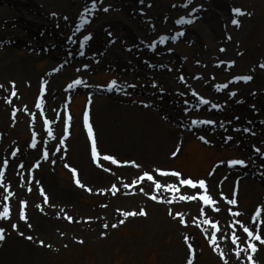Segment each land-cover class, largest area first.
<instances>
[{
    "label": "bare ground",
    "instance_id": "1",
    "mask_svg": "<svg viewBox=\"0 0 264 264\" xmlns=\"http://www.w3.org/2000/svg\"><path fill=\"white\" fill-rule=\"evenodd\" d=\"M38 1L48 5L51 0ZM145 1L103 0L100 4L97 0L100 10L94 15L89 14L88 19L93 22L104 16L105 20L78 28L82 14L88 11L93 0H67L58 12L43 4L38 5L37 0H0V9L12 10L0 12V84L4 85L0 88V126L6 140L0 144V160L6 156L10 160L7 167L0 163V174L4 177L3 184H0V210L9 208L10 220L15 223H19L18 217L26 214L27 222L32 226L30 231L53 242H61L57 236L66 233L71 236L80 232L92 239L106 236L111 229L104 230L102 222L123 218L121 215L124 213L117 216L113 210L119 203L136 206L138 210L148 208L150 217L164 215L165 210L177 207L181 208L183 217L189 219L196 211L199 212L197 223L200 229L195 234L209 240L217 238L212 253L220 257L223 251L224 260L221 262L224 264L225 260L228 264H248L249 253L244 249L249 241L237 221L254 228L252 220L255 213L264 209V70L255 69L254 64L248 67L252 80L246 86H237L238 89L225 79L243 66L245 58L250 61L260 58L264 62V51H259L264 46L259 45L258 49H248L242 54L235 52V43L247 30L253 29L251 25L257 23L246 9L255 0H192L190 4L183 0L181 3L175 1V7L165 0H152L150 10L145 8ZM182 4L189 7L183 9ZM81 8L83 12L79 15ZM103 8L109 11L105 12ZM234 9L246 13L240 16L237 28L226 23L227 19L238 20ZM176 14L195 21L189 31H182L184 35L181 37L187 39L189 48V54L184 58L177 54L169 55L165 49L168 45L159 42L160 34H169L175 28L173 16ZM164 19H167L166 24ZM73 29H77L75 33ZM87 34H91L92 39L87 41V52L80 58L76 47L80 41L84 43ZM108 34H115L114 45H111L112 40H108ZM209 39L220 44L225 51L221 53L214 46L202 48L201 44ZM153 44L157 46L156 50H152ZM190 59L196 64L191 65ZM216 60L223 65L222 68L214 67ZM44 61H48L47 68L37 73L35 68L37 70ZM230 63L232 66L227 69ZM202 66H206L213 75L203 76L197 83H192V73L201 72ZM57 68L60 70L56 71ZM168 68H172V73ZM101 69L116 75V82L121 85L119 90L106 89L92 80V75ZM179 75L187 81L189 88L181 86ZM77 79L85 83L67 92L66 86ZM13 83L15 89L12 88ZM214 84L218 86L215 88ZM222 84H228V87L217 93ZM40 86L49 88L46 96L36 92ZM10 89L18 92L14 102L6 96ZM231 92L236 96L232 97ZM83 96L91 100L90 123L97 134L100 152L105 150L102 154L114 156L119 164L103 159L100 164H95L90 157L82 117H77L75 111L68 145L65 147L60 141L66 134L63 133L62 114L65 101L69 97ZM201 99L210 103L203 105ZM32 102L37 103L39 110ZM189 102L202 105L201 113L190 110ZM213 104L220 107L218 114L211 111ZM15 113L20 114L23 120L17 121L9 116ZM204 120L214 123H195ZM46 125L52 128L51 135ZM190 126L192 130H189ZM27 132L39 138L35 148L31 141L21 143L13 139L21 138ZM201 136L204 137L202 141L220 151L230 150L234 160H243L247 165L227 168L221 162L207 174L210 192L218 201L219 212L209 211L210 206L200 201L189 203L177 199L167 203L173 196L187 195L192 190L180 185L178 178L161 177L156 171L159 164L170 163L178 149L181 151L190 140ZM16 144L18 151L12 157L10 147ZM254 146L261 150L258 155L251 152ZM40 147H49L50 156L41 172L35 173L31 165L34 159L39 158ZM109 151L111 153H107ZM64 153L67 156L64 157ZM133 162L140 167H134ZM60 166L75 169L98 200L94 216L87 224L74 217V213L80 216L83 212L78 202L84 194L75 180L66 184L55 176L53 170L59 171ZM139 170L153 175L165 188L157 192L151 181L139 179L137 186L122 183L121 176L134 175ZM168 184H177L180 191H169ZM41 188L43 194L49 195L47 203L41 199ZM113 188L118 190L116 195L112 194ZM99 190H104L106 197H97ZM10 192L14 195L9 196ZM152 195L165 202L152 200ZM224 197L240 203L241 217H232L226 211L230 204ZM24 201H27V207ZM65 213L72 215L74 220L64 218ZM202 216L210 217L211 222L219 226L220 233L205 223ZM261 220H264V211H261L257 225ZM164 227L177 235L186 230L174 219L165 222ZM260 230L264 236V226ZM234 233L240 237L239 259L235 255L237 246L231 243ZM193 235L192 246L201 254L202 241ZM255 243L259 251L253 259L264 264V245L258 241ZM174 255L179 261L188 257L181 245L175 249ZM40 258L41 254L34 245L26 246L24 242L10 239L0 244V264H34Z\"/></svg>",
    "mask_w": 264,
    "mask_h": 264
},
{
    "label": "rangeland",
    "instance_id": "2",
    "mask_svg": "<svg viewBox=\"0 0 264 264\" xmlns=\"http://www.w3.org/2000/svg\"><path fill=\"white\" fill-rule=\"evenodd\" d=\"M67 0H51L50 3L47 5V3H42L41 1L37 0L38 5H45L48 9H53V12H58L59 10H62L63 5L66 3ZM182 2L183 0H165V2H169L174 7V2ZM200 2V1H199ZM151 3L152 0H146L145 1V8L151 9ZM246 7L248 11L251 13L252 18H255L257 23L256 25H251L253 28L250 31H246L240 39L235 43V52L237 54H242L243 52H246L248 49L256 50L259 48V45L264 46V0H255L251 1ZM239 7V6H236ZM234 7V8H236ZM4 10L12 11L9 9H5L2 7L0 9V12H3ZM175 17H179L178 14ZM105 20L104 16H102L101 19H95L92 23L95 22H101ZM167 22V19H164L163 22ZM227 19V24L231 25V21ZM58 26L55 27V29ZM109 37L108 40H112L111 45H114V42L116 39L114 38L115 34H108ZM115 39V40H114ZM215 47L216 50L220 51L221 53L224 52V47H222L220 44H215V42L211 41L210 39L203 42L201 44L202 48L205 49H211L212 47ZM173 50L177 55H180L182 58L186 57L188 52V41L187 39H183L179 43L173 46V48H169ZM223 49V51H222ZM76 51L77 47H76ZM260 52L264 51V49H260ZM217 60L213 63L214 67L217 68V65H215ZM190 64L195 65L196 61L193 59H190ZM254 64V68L257 70H264V67H261V65H264V62L260 60V58H256L252 61L245 58V62L243 66L239 67L237 69V72H234L225 79L226 82L233 83L234 77H239L240 75L244 74V76H248V70L247 68ZM48 66V61H44L40 63L37 66V70L35 68V71L37 73L43 72ZM206 66H202L201 72L192 73L191 81L194 82L197 77H203V76H209L213 75L210 70H208ZM222 68V67H220ZM50 68L49 70H51ZM169 73H172V68L167 69ZM203 72V73H202ZM178 75V74H177ZM180 77H183L182 75H179L178 81L181 84ZM214 77V76H213ZM92 80H94L97 84L100 86H103L104 88H109L111 85V81H116V75L105 70L101 69L98 72L94 73L92 75ZM186 81V80H185ZM187 82V81H186ZM197 83V82H194ZM185 82L183 81L181 86L184 85ZM238 85V84H237ZM214 86H218L217 84H214ZM38 87V86H37ZM235 89H238L237 87ZM12 89L10 91L8 90L7 95L9 96ZM36 92L39 93V88L36 89ZM18 95V92L15 93V95H11V98ZM15 99V98H13ZM34 101V100H33ZM86 99L84 97H76L74 101V105L72 107L73 111H75L77 117H80L82 111H83V105L85 103ZM34 106V102H32ZM147 105V104H146ZM217 112V111H215ZM9 115L12 117V119H16L19 121L20 119L23 120L22 116L19 114L18 116ZM15 117V118H14ZM78 129H80L78 127ZM245 130V129H244ZM248 130V129H247ZM77 131V130H74ZM250 131V130H248ZM243 132V131H242ZM0 134L2 139L5 140L4 133L2 131V128L0 126ZM33 136L31 132H27L25 135H23L21 138L16 137L13 139L17 142L20 141L21 143H27L29 141H32ZM87 140V139H86ZM3 142V141H2ZM2 142L0 144H2ZM3 142V143H4ZM16 145H13L10 147V154L11 151L16 148ZM257 149L260 148L257 146H254L252 148V151L254 154L255 152H258ZM181 150V149H180ZM179 151V149H178ZM106 152L105 150H102V153ZM107 153H111L110 151ZM41 154V149L39 150V156ZM257 155V154H256ZM177 156V157H176ZM173 157L172 161L170 163H163L159 164L157 167L159 170H176L181 171L183 173V178H192L194 180L197 179H206L207 174L214 169L216 164L223 163L228 161V164L231 163L235 156L231 153L230 150L220 151L216 147H212L209 145H205L201 142H198L195 138L190 140V142L187 144V146L179 151L178 155ZM7 157V156H6ZM3 158L0 160V163L2 164L6 159ZM232 164V163H231ZM32 166V165H31ZM34 168V166L32 167ZM69 168L61 167L59 168V171L53 170L55 172V176L62 181L63 183L70 184L72 182V176L70 175ZM145 171L139 170L134 175H124L121 176V181L124 184H131L135 182L140 176L143 175ZM32 180V179H30ZM81 183L85 185L84 188L80 187V191L84 194L82 199L78 202L80 208L83 210L82 213H80V216H77L76 213H74V217L76 219H80L85 224L89 223L91 221V217L94 216V206L98 202L96 198H94L93 190L90 186H86L85 182L82 181ZM88 189H91V191H88ZM229 191V189H226V191ZM27 192L31 195V190L29 188L26 189ZM44 193V192H43ZM106 192L104 190L97 191L96 195L97 197H106ZM49 197L48 194H42L40 193L41 199H44V196ZM96 199V200H94ZM251 200V199H250ZM104 204H101V206ZM104 207V206H102ZM228 208H230L228 206ZM227 208V209H228ZM88 209V210H87ZM104 209V208H103ZM115 215L118 216L119 213H125V212H137V215L127 216L123 215V218H120L117 220H111L108 222L103 221L102 222V228L104 230H110L109 234L106 236L100 238V239H92L88 235H85L83 233L77 232L75 234H72L71 236L65 235H58L57 239L61 242H53L49 238L39 236L36 234V232H32V226L29 222H22L21 217H18L17 220H19V223H15V221H11L9 223L6 222L4 224V229L6 230V240H16L20 242H24L26 246L34 245L36 249H38V254H41L40 260L34 262V264H188V261L192 259L191 253L192 250L188 247L189 242L191 245H194L192 243V236L195 234V231L199 228V225L197 223V218L199 217L197 212H194L193 215L186 219L183 216L181 217L180 214L182 212L181 208L174 207L169 210H165L164 215L160 214L157 217H150L149 216V209L144 208L142 210H138L136 206L131 205H124L122 206L121 203L117 204L114 208ZM140 211H145L147 215H139ZM255 211V209H254ZM169 212L172 213V215H169ZM67 215H64V218H67L70 216V214L65 213ZM73 217L72 215L70 216ZM130 217V218H129ZM131 219L130 221L128 220ZM174 219L177 225H180L182 228L186 229L182 234L179 236L176 232H168L166 228L164 227L165 222ZM74 219L72 218L71 221ZM210 220V217L208 218ZM123 221V223H121ZM190 224H193L192 226ZM14 225L16 227H14ZM104 225H107L108 227L105 228ZM113 225H116L115 227ZM187 225V226H186ZM23 233V235H21ZM193 233V234H192ZM244 234V233H243ZM31 236L33 237L32 240H29L27 237ZM179 237V240H178ZM194 238H200L202 241V253L198 254L197 249H195V260L193 261V264H224L222 258L223 256L214 255L211 247V241L207 238H202L199 235L195 236ZM177 239V241H176ZM83 241V243H81ZM43 242V243H41ZM178 245H181L188 257L184 258L182 261H179V259H176L174 255L175 249L178 247ZM199 252V251H198ZM200 255V257H199ZM199 257V258H197Z\"/></svg>",
    "mask_w": 264,
    "mask_h": 264
},
{
    "label": "snow or ice",
    "instance_id": "3",
    "mask_svg": "<svg viewBox=\"0 0 264 264\" xmlns=\"http://www.w3.org/2000/svg\"><path fill=\"white\" fill-rule=\"evenodd\" d=\"M100 3H103V0H99ZM188 3H192V0H188ZM187 6V5H185ZM175 7V5H174ZM100 9L97 8V0H93L92 4L88 7V11L83 13L82 14V23L81 25H78L77 27L78 28H83V27H86L88 24L91 23V20L88 19V16L89 14H95L96 11H99ZM103 11L107 12L109 11L108 8H103L102 9ZM234 13L236 15H246V13H244L242 10L240 9H234ZM55 15V14H54ZM194 15V13H193ZM65 19L67 20V17H65ZM177 23H179L180 25H185V24H191V23H194V20L192 19H180L177 21ZM234 24H236L237 26H239V20H234L233 21ZM77 29H73V32L75 33ZM184 33L183 32H178L177 33V36L176 37H173L172 39H176L180 36H183ZM92 39V36L91 34H87L86 37H85V40H84V43L86 44L87 41L91 40ZM168 40V37H162L161 40L159 41L160 43H164L165 41ZM223 51V49H222ZM80 55H84L83 51L80 52ZM234 63V62H233ZM61 67H63V65H61ZM261 67H264V65H261ZM85 68H87V65H85ZM60 68H57L56 71H59ZM77 71H80V69H77ZM183 79V78H181ZM242 79L244 80L245 82H248L250 80H252V76L251 75H248V76H242V77H239L238 80L236 82H239V80ZM85 83L84 81L80 80V79H77L75 80V82L73 84H70L68 87L70 89H73L81 84ZM4 85L3 84H0V88H3ZM121 87V85H118V83L116 81H111V86H110V89L109 90H119V88ZM134 87V85H133ZM228 87V84H222L219 86L218 90H223V89H226ZM12 88L15 89V83L12 84ZM13 95H15V92L13 91L12 93ZM230 95L232 97H235L236 96V93L235 92H231ZM43 98L41 99V104H43ZM201 103L207 105L210 103V101L206 100V99H201L200 101ZM8 103H11V101H8ZM147 106V105H146ZM215 107V105H213ZM238 119V117H237ZM68 121L70 123L71 121V116L69 115L68 117ZM46 123H51L50 121H46ZM197 125H200V124H210V123H214V121H208V120H204V121H196L195 122ZM52 128L49 127L48 128V133L49 135L52 134ZM247 131V129H246ZM88 134L89 136L92 137V153H93V156L95 157L96 161L98 164L101 163V159L103 160H106V161H109L111 164H119V161L112 155H105L101 158V155H100V152L97 150V141H96V138L94 136V133H93V128H92V125L91 123L88 124ZM201 140H204V137L201 136L200 137ZM207 142V141H205ZM33 148L36 147L35 144H32L31 145ZM18 151V150H17ZM257 151H259V149H257ZM177 154V153H174V155ZM45 158H47V153H45ZM232 163V166H236V165H241V166H244L246 167L247 165L245 164V162L243 160H234L231 162ZM4 164L6 165L7 164V161H4ZM21 167H23V165H20ZM133 166L134 167H140V165L136 164L135 162H133ZM37 167H39V165H37ZM73 173L76 175V184L81 187V188H84L85 185L81 183L80 179H79V174L76 172L75 169H72ZM158 171L159 173V176L161 177H180L181 176V173L178 172V171H161V170H156ZM214 173H210V175H213ZM142 181L143 180H147V181H151L152 182V185H154L155 189L158 191H160L161 189L165 188V185L164 184H161L157 181V179L149 174L148 172H145L143 174V176L140 178ZM4 182V177H3V174H0V184H3ZM178 183L180 185H183L185 188L189 189V190H192V194L191 195H180V196H173L172 200H169L167 201V203H172L173 201L175 200H180V201H200L203 203V205L205 206H210L209 207V211H215V212H219L220 209L216 206L217 205V199L214 198V196L211 194L210 192V187H209V183L206 179H201L199 181H194L192 179H187V178H183V179H179L178 180ZM127 187V186H125ZM167 189L169 191H172V192H179L180 189L177 187V184H168L167 185ZM30 190V189H29ZM200 190H202V194H200ZM41 193L43 194V189L41 188ZM88 191H91V189H88ZM118 190L113 188L112 190V194L113 195H116V192ZM141 191H143V189H141ZM147 195V193H145ZM11 195H14V193H9V196ZM221 195H223L221 193ZM152 200L154 201H158L160 203H164L165 201H162V200H158V197L156 195H152L150 197ZM224 200L227 201L228 204L230 205H233V206H236L237 205V200L236 199H228L227 197H224ZM44 202L47 203L48 202V197L45 195L44 196ZM25 207H27V201H24L23 202ZM43 210V209H41ZM228 211L231 212V216L232 217H240L242 215V213L240 211H232L231 209H229ZM261 211H264V209H261L260 211H257L255 213V217L253 218L252 220V225H254L255 227H250V226H246L244 225L242 222L240 221H237V223L240 224V227L242 228V231L243 233L246 234V238L247 240L249 241V244H248V247L246 249H244L245 252H248L249 254L247 255V261H248V264H259L258 261L254 260L253 257L255 256L256 252L259 251V248L257 246V244L255 242H260L261 245H264V236L261 235V227L264 226V220H261L260 221V224L257 225V219L260 217L261 215ZM137 215V212H125L124 213V216H136ZM139 215H147V213L145 211H140L139 212ZM169 215H172L171 212H169ZM180 215L181 217L183 216L182 213L178 214ZM5 218H11V213H10V209L9 208H5L3 210V212H0V220H3ZM21 219H24L27 221V215H23L21 216ZM67 219L71 220L72 218L69 216L67 217ZM121 223H123V221H121ZM205 223H208L210 225V227L212 229H214L217 233H220V228L217 224L211 222V221H205ZM114 227L116 225H113ZM187 226V225H186ZM14 227H16L14 225ZM29 227H31V225H29ZM105 228H107L108 226L107 225H104ZM232 227H236V225H232ZM21 235H23V233H21ZM4 229L3 228H0V241H2L4 239ZM29 240H32L33 237L31 236H28L27 237ZM43 243V242H41ZM81 243H83V241H81ZM211 243L213 245H216L217 244V238L216 237H212L211 238ZM231 243L232 244H235L237 246V251L235 253L236 255V258L239 259L240 256H241V251L239 250L240 249V237L237 236L235 233L232 234L231 236ZM188 247L191 249L192 248V245L189 244ZM220 255L223 256V251L220 252ZM191 256H192V259H190L188 261V264H193V261L195 260V249L192 250V253H191ZM225 264H228L227 260H225Z\"/></svg>",
    "mask_w": 264,
    "mask_h": 264
}]
</instances>
